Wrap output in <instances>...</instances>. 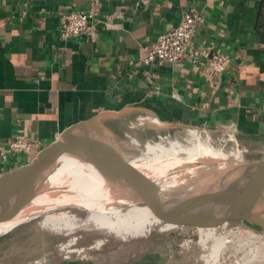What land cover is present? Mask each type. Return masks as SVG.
<instances>
[{
	"label": "crops",
	"instance_id": "0c3cea01",
	"mask_svg": "<svg viewBox=\"0 0 264 264\" xmlns=\"http://www.w3.org/2000/svg\"><path fill=\"white\" fill-rule=\"evenodd\" d=\"M88 1L0 0V149L19 132L44 148L81 122L148 125L150 116L169 130L230 131L244 144L264 142V0H101L103 14L116 17L111 27L93 42L61 41V16ZM192 7L205 24L190 49L230 58L215 80L187 57L181 65L142 62V45L176 27ZM175 246V253L160 249L135 264L200 260L195 250L181 254Z\"/></svg>",
	"mask_w": 264,
	"mask_h": 264
},
{
	"label": "bare ground",
	"instance_id": "6f19581e",
	"mask_svg": "<svg viewBox=\"0 0 264 264\" xmlns=\"http://www.w3.org/2000/svg\"><path fill=\"white\" fill-rule=\"evenodd\" d=\"M145 119L158 125L151 116ZM198 132L191 129L190 138L184 142L150 141L124 148L113 144L114 150L98 152L95 161L80 150L76 156L70 151L58 152L36 179L21 183L14 192L0 195V235L32 217L42 218L43 226L58 231H74L80 224L86 228L92 223L124 240L147 236L155 229V221L108 194L87 169L112 179L124 189L148 192L168 202L175 211L215 190H237V184L250 171L249 163L241 159L242 154L264 153V149L240 148L232 135L227 142H233L235 147L227 152L217 151L209 144L208 136L202 138ZM237 207L238 203L225 208L213 205L207 212H235ZM263 207L264 193L256 209L260 212ZM215 231H201L200 242L206 244L211 239L217 255L224 238Z\"/></svg>",
	"mask_w": 264,
	"mask_h": 264
},
{
	"label": "rangeland",
	"instance_id": "374dc122",
	"mask_svg": "<svg viewBox=\"0 0 264 264\" xmlns=\"http://www.w3.org/2000/svg\"><path fill=\"white\" fill-rule=\"evenodd\" d=\"M149 124L147 125L145 121L139 125H131V122L105 120L100 128L90 125L77 132L124 148L134 143L142 146L150 141L184 142L190 138L189 131L196 129L202 138L208 136L209 144L217 151L227 152L235 147L233 142H227L231 140L232 135L238 140L240 148L264 149V142L260 144L250 142L249 146V142L244 144L230 131L216 132L201 128L199 130L197 127L169 130ZM259 154L264 155L263 152L244 153L241 159L248 163L254 162L263 158ZM261 211L264 214V207ZM84 227L80 224L73 229L74 231L52 230L51 227L42 225V218L32 217L23 224L19 223L9 232L4 230V234L0 235V264H135L146 254L160 249L165 248L167 252L172 249L175 253L173 248L175 245H166L173 237L177 238L175 240L177 252L180 251L182 254L195 250L198 258L200 257L197 264H204L201 256L209 253L210 247L214 245V242L208 239L205 244L207 249H204L202 243H199L201 233L190 229H183L181 235H173L169 230L154 227L155 229L147 236L139 235L124 240L114 233L95 227L92 223ZM215 232L224 238L222 255L229 256L226 264H235L236 261L239 264H264V229L249 222H239L230 223L216 229Z\"/></svg>",
	"mask_w": 264,
	"mask_h": 264
},
{
	"label": "water",
	"instance_id": "95a60500",
	"mask_svg": "<svg viewBox=\"0 0 264 264\" xmlns=\"http://www.w3.org/2000/svg\"><path fill=\"white\" fill-rule=\"evenodd\" d=\"M98 118L92 120L97 122ZM91 122H81L65 130L61 138L44 147L29 163L11 171L0 174V195L14 192L24 182L36 179L52 161V157L60 151H70L74 156L77 150L95 161L98 152L114 150V145L89 138L81 131ZM185 129L193 128L186 127ZM183 127V128H184ZM250 170L243 181L237 186V190H215L213 193L199 198L184 208L173 210L170 204L156 198L148 192L128 190L120 187L112 179L99 176L87 169L96 183L115 198L122 199L140 210L148 218L155 221L156 227L164 230L194 231L216 230L230 223L249 222L256 227L264 229V214L256 209L264 193V158L250 162L247 166ZM238 203L235 212H207L213 205L225 208Z\"/></svg>",
	"mask_w": 264,
	"mask_h": 264
},
{
	"label": "built area",
	"instance_id": "2783aa9c",
	"mask_svg": "<svg viewBox=\"0 0 264 264\" xmlns=\"http://www.w3.org/2000/svg\"><path fill=\"white\" fill-rule=\"evenodd\" d=\"M115 19L114 14H103L101 0H89L85 9L71 10L61 16L59 39L65 42L73 38H84L87 42H93L97 39L99 30L111 27ZM204 24L205 17L202 12L192 7L183 15L176 27L158 34L153 41L142 45V62L145 65L158 61L181 65L187 57L192 64L203 65L212 79L219 78L230 65L229 56L212 48L190 49ZM41 145L39 140L30 139L24 132L6 139L0 149L2 170L8 172L23 166L25 159L30 162L43 149ZM202 246L207 249L205 244ZM213 248L214 245L210 247L209 253L201 256L204 264H226L229 256H222L224 244L217 255ZM235 264L239 262L236 261Z\"/></svg>",
	"mask_w": 264,
	"mask_h": 264
},
{
	"label": "trees",
	"instance_id": "16d2710c",
	"mask_svg": "<svg viewBox=\"0 0 264 264\" xmlns=\"http://www.w3.org/2000/svg\"><path fill=\"white\" fill-rule=\"evenodd\" d=\"M264 7V6H263ZM263 10V9H262ZM261 19V22L264 23V10H263V13H262V17H260Z\"/></svg>",
	"mask_w": 264,
	"mask_h": 264
}]
</instances>
